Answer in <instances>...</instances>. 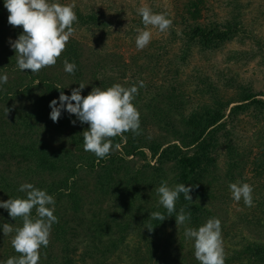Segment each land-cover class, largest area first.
Listing matches in <instances>:
<instances>
[{
    "label": "trees",
    "instance_id": "1",
    "mask_svg": "<svg viewBox=\"0 0 264 264\" xmlns=\"http://www.w3.org/2000/svg\"><path fill=\"white\" fill-rule=\"evenodd\" d=\"M59 2L66 4L64 0ZM225 5L232 8L224 16L206 0H183L181 9H174L175 16L167 14L173 21L168 44L150 42L125 63V70L118 67L116 75L101 70L104 66L99 62L87 64L81 43L70 38L55 65L62 69L63 79L70 81L68 86L60 75L44 69L38 74L22 71L13 83L0 85L3 87L0 103L4 105L0 108V201L26 198V193L18 191L24 183L45 190L55 200L54 215L58 223L51 227L49 245L40 249L38 264H88L89 260L92 264H110L112 255H118L130 240H134V253L127 264H173L169 260L170 249L175 241L181 246L187 239L185 227L198 228L213 215L206 204L215 197L212 191L217 181L215 151L223 138L229 160L225 175L232 180L231 169L237 162L230 160L235 157L230 137L245 116L260 122L256 139L259 138L262 151L253 161L250 183L256 195L253 210H258V214L252 215L250 221L264 227V182L259 180L264 177V91L254 92L235 78L221 83L226 76L220 72L213 80L202 68L183 69L195 53L204 56L234 42L242 49L247 40H252L255 48L246 51L253 57L259 56L264 65L263 36L255 31L252 21L244 20L242 6L230 2ZM74 11L78 23L73 26L91 27L94 33L100 31L101 38L111 32L110 22L99 19L96 12ZM8 16L4 0H0V44L3 45L0 72L7 69L17 72L16 53L10 41H15L23 29L11 26ZM133 23L143 25L137 19ZM176 40L180 45L170 58ZM227 56L234 61L247 57L237 49ZM65 59L75 62V74L64 71ZM142 59L153 63L143 68ZM142 69L147 71V76L142 75ZM157 75L162 77L157 80ZM140 81L145 87H139ZM81 82L87 84L82 96H87L94 87L106 89L116 83L138 87L133 103L140 112L141 135L126 132L113 138V145L120 147L99 162L83 147L82 133L88 130L87 123H81L66 110H62L58 122L50 118V102L57 99L59 105L60 92L70 96L71 90ZM227 87L233 88L229 97L220 93ZM23 99L28 105L14 107L8 115L12 100ZM228 124L232 127L227 128ZM153 129L159 134L151 133ZM130 156L146 161L132 168L126 164ZM168 163L174 186L180 183L193 186L192 201H186L181 194L176 202L177 212L184 207L192 214L191 220L178 229L179 237L166 233L168 226L176 224L175 213L163 221L150 216L157 211L166 214L159 202H153L152 195L165 181L163 166ZM149 199L151 204H146ZM105 202L107 207H102ZM32 214L35 217L34 210ZM4 223L19 227L22 220H14L8 210L0 208V264H5L9 257L19 256L9 241L14 233L3 234ZM148 225L154 226L152 231L147 229ZM54 244L59 245L57 252L52 249ZM79 244L83 245L82 250ZM225 253V264H264V244L259 242L246 241L241 248Z\"/></svg>",
    "mask_w": 264,
    "mask_h": 264
},
{
    "label": "clouds",
    "instance_id": "2",
    "mask_svg": "<svg viewBox=\"0 0 264 264\" xmlns=\"http://www.w3.org/2000/svg\"><path fill=\"white\" fill-rule=\"evenodd\" d=\"M4 6L9 13L8 23L23 29L15 41H10V46L16 53L18 69L38 74L44 68L55 66L75 33L73 25L78 23L75 5L61 4L59 0H4ZM136 11L142 18L144 29H137L135 44L138 50H143L153 38L149 26L165 33L171 28L173 21L167 13H154L147 5L138 7ZM63 65L66 73L75 74L77 71L75 62L65 59ZM7 81L6 74L0 75V85ZM86 85L79 83L78 88L71 90L70 96L61 91L59 105L57 99L50 102V118L53 122H58L62 110H66L69 114H74L81 123H87L88 130L82 133L83 147L85 151L93 153L99 162V159L108 158L120 147L119 144L113 145V138L126 132H131L134 136L141 135L140 112L133 103L138 95V87H125L116 83L106 89L94 87L87 96H82L81 91ZM139 87H145L143 81L139 82ZM56 88L60 89V85H56ZM72 123L75 124L76 121L73 120ZM192 187L185 186L184 183L169 187L166 181H162L156 188V193L166 214L152 212L151 219L163 221L175 213L177 227L186 225L191 220V211L186 212L181 207L177 212L176 202L181 194L186 201H192ZM229 189L235 201L243 200L246 206H254L252 185L238 181L230 183ZM18 191L26 193V198L0 201V208L8 210L11 218L22 220V226L19 227H13L9 223L2 226L4 236L14 233L11 244L19 254L9 257L5 264H38L40 249L49 245L51 227L53 223H58V218L54 215L55 200L45 190L36 188L31 183L21 184ZM146 227L152 231L154 226ZM184 236L194 241V255L199 264H225L226 253L219 218H209L198 228L185 227Z\"/></svg>",
    "mask_w": 264,
    "mask_h": 264
},
{
    "label": "rangeland",
    "instance_id": "3",
    "mask_svg": "<svg viewBox=\"0 0 264 264\" xmlns=\"http://www.w3.org/2000/svg\"><path fill=\"white\" fill-rule=\"evenodd\" d=\"M182 1L183 0H64V3L74 4V10L79 9L84 14L91 11L96 12L99 15V19L110 22L109 28L111 32H107V36L101 38L100 31L94 33V29L91 27H86V25H75L73 26L75 33L71 38L81 43L84 53L83 59L87 64L92 63L96 65L99 62L104 66L101 70H107L110 76H113L117 74L119 70L118 67H120V70H125V63H129L132 57L141 52V50L136 48L135 39L138 34L137 29H144V25L140 26V24H137L135 26L133 23L134 19L140 20L142 23L141 16L137 14V8L142 5H147L154 13H167L173 17L175 16L174 9L179 11L182 7ZM206 1L208 4L210 3L218 13L221 12L224 16L226 13H229V8H232L229 7V5L226 7L225 2L242 6L241 10L244 14V20L248 22L252 21V26H254L255 31L261 34L264 40V0ZM16 28L19 29L20 27ZM149 28L153 34L151 42H158V44L160 43V46H162L168 44L167 42L171 40L169 30L165 33H160L156 28H152L151 26H149ZM172 45V51L169 55L170 58L174 52L178 51L177 47L180 45V41L176 40ZM250 47L253 49L255 45L252 40H247L246 43L242 45V49H239L241 48L239 43L234 42L226 46L223 50L204 56L195 53L190 56L188 65L183 69L192 71V69H194L193 67L202 68L213 80L216 74L220 72L222 75L226 76L220 81L221 83L228 78H235L242 84L249 86L254 92H262L264 91V65L261 63L259 56L253 57L252 53L248 52L251 50ZM2 48L3 45L0 44V51ZM233 49H237V51L242 53L244 52L247 57H243L241 60L239 59L236 61L233 59L229 60L227 55H230ZM151 63H153V61L148 62L142 59L141 66L146 68L147 64ZM44 70H46V72L55 73V75H60L62 80L66 82L65 84L67 86L69 85L68 83H70V81L63 79L62 69L58 66L47 67L44 68ZM142 71L143 76L148 75L147 71L144 69H142ZM4 74L8 76L7 82L13 83V79L23 73L21 70L16 72L7 69L0 72V75ZM161 77L162 76L157 75L156 79L158 80V78L160 79ZM220 91L221 94L229 97L232 95L233 88L227 87ZM193 101L198 102L194 98ZM27 105L28 103L25 99L21 101L12 100L10 104L11 108L8 109L7 113L8 115L11 114V109L14 107L20 106L25 108ZM1 107H4L2 103H0V108ZM258 126H260V122L257 123L254 118L245 116L242 117L239 126L233 129L234 134H231L230 140L232 142L231 145L235 147V157H231L230 160L232 159L231 163L235 160L237 164L231 169L233 176L232 180L225 175L229 169V160L224 138L215 151V155H217V181L212 190L215 197H212L206 205L213 214L210 218H219L221 221L224 248L227 253H230L233 248H241L246 241L264 244L263 225L250 221L252 215L258 214V210H253L255 202L252 207L246 206L243 200L237 202L232 198L229 189L230 183L238 181L241 183H251L254 174L253 161L262 151L259 145V138L256 139ZM230 127H232L231 124H228L227 128ZM151 133L156 135L159 134L157 129H153ZM146 156L149 158L148 153ZM131 157L132 156H130L127 163H125L132 168L138 167L146 161L137 156ZM132 168H130V170ZM163 170L164 176L166 177L165 181L169 187H173V172L169 169V163L163 166ZM259 180L264 182V177L261 176ZM253 196L256 197L254 193ZM152 197L154 203L159 202L157 193L153 194ZM146 204H151V200L149 199V202ZM106 205H108V202H105L102 207ZM173 226L174 225L168 226L166 233L171 232L179 237L180 233L178 229H180V226L177 227L176 224L174 227ZM12 238L13 236H10L9 241H11ZM133 242L134 240H130L128 246L123 247V249L118 252V255H112L109 259L110 264H127L131 260V255L134 253L132 249ZM0 244H2V242H0ZM78 246L79 250H82L83 245L79 244ZM52 249L57 252L59 245L54 244ZM169 260L173 261V264H199V261L196 260L194 255V241L186 239L182 241L181 246L178 245V241H175L172 249H170ZM92 262L93 261L89 260L88 264H92Z\"/></svg>",
    "mask_w": 264,
    "mask_h": 264
}]
</instances>
